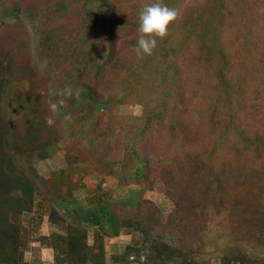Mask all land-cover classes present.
<instances>
[{
	"label": "rangeland",
	"instance_id": "rangeland-1",
	"mask_svg": "<svg viewBox=\"0 0 264 264\" xmlns=\"http://www.w3.org/2000/svg\"><path fill=\"white\" fill-rule=\"evenodd\" d=\"M57 1L25 0V5L57 14ZM63 1L72 4L68 12L48 21L49 29L69 33L67 60L56 66L46 53L35 54L32 31L0 26V68L10 96H27L30 112L38 115L27 137L31 114L1 103L7 129L22 137L4 127L0 155L33 185L32 209L17 216L24 262L38 264V251L49 248L43 258L52 257L53 264L54 255L83 264V253L87 264H97L101 251L105 264H137L126 248L153 243L151 234L160 246L199 250L192 264H221L222 255L237 251L264 259V0H162L180 14L143 59L133 51L138 13L153 0H106L121 19L109 59V13L93 0L90 7L98 16L89 27L81 15L84 0ZM211 35L227 52L225 65L218 57L205 61L203 41ZM39 60L48 62L45 68ZM81 84L92 87L98 105L81 96ZM65 86L79 97L56 95ZM38 93L44 102H38ZM60 99L66 102L53 114L49 101ZM46 117L54 119L52 126ZM69 195L70 207L101 197L99 203L118 218L117 235L108 228L67 225L55 209ZM42 235L50 236L55 249ZM125 253L132 256L122 257Z\"/></svg>",
	"mask_w": 264,
	"mask_h": 264
},
{
	"label": "trees",
	"instance_id": "trees-1",
	"mask_svg": "<svg viewBox=\"0 0 264 264\" xmlns=\"http://www.w3.org/2000/svg\"><path fill=\"white\" fill-rule=\"evenodd\" d=\"M100 2L101 8L105 9L109 14L106 17V42L108 44V51L105 55L106 59L111 58L114 50V32L116 26L120 24V18L116 15V9L114 5L110 4L106 0H97ZM25 0H0V26L6 24L11 25L13 32L17 30L24 31L29 34L32 31L30 39L37 38V45L34 47V52L36 55L40 56L44 53L49 58V63L58 65L60 62L66 61V53L70 50L65 37L69 33L63 31L62 27H59V30H52L48 28V21L52 16L57 15L61 12H68V9L72 5L69 2L59 0L53 5L56 7L55 11H51L49 7H46L44 11H40V8L35 9L31 5H25ZM93 3V0H84L82 6L84 11L82 12V17L86 21V25L92 27L95 25L96 18L98 16V11H94L90 4ZM70 44H72L73 39L70 38ZM84 41V40H83ZM206 45L205 52L207 54L206 62L211 63L212 59L215 57L221 58L222 63L225 65L227 59V52L222 50L217 39V35H211L210 41L205 42ZM135 45V44H133ZM74 49L71 45V53L73 54ZM65 53V55H62ZM29 58V57H28ZM60 59V60H59ZM59 60V63L56 61ZM40 61V66L45 68L46 64L43 60ZM42 64V65H41ZM229 64V62H228ZM49 64V70L52 67ZM100 67L97 68L96 73H99ZM178 69V68H177ZM47 70V68L45 69ZM4 78V71L0 68V135H2L4 127L8 120L4 117V111L1 107V103L4 102L5 107L10 108L12 103V110H16L20 113H26V116L31 114L30 123L27 124V130L24 134H29L27 137L32 136L33 130H35V125L37 124V116L32 115L30 112V102H28L27 96L24 99L21 96L16 98L10 96L8 89L9 83ZM82 93L81 96L87 99V102H92L94 105L99 104V99L96 96L95 91L86 84H81ZM32 87V86H31ZM29 87V89L31 88ZM80 95V94H79ZM38 102H44L43 94L38 93L36 95ZM88 106V105H86ZM10 109H8L9 111ZM91 113V111H90ZM87 112L85 113V115ZM156 116L158 114H155ZM30 118V116H29ZM6 127L5 132L13 135L14 138L22 137L20 133L16 131L14 134L10 133V129ZM1 147V140H0ZM18 146H13L16 152L21 153V150L17 148ZM12 160L9 158L6 160L3 156L0 155V264H26L23 259V249H22V231L19 221H17V216L22 212L30 211L33 205V185L32 181L26 177L25 173L21 170H18L15 165L13 166ZM136 175H140L139 169L136 170ZM32 173V174H31ZM24 175V177L22 176ZM30 176H34L33 172L30 170ZM74 185V184H73ZM77 187H73L75 189ZM70 190V188H69ZM69 198L73 199L72 195H69L62 201L60 198L59 206L55 209L57 213L66 221H69L67 225L75 224L78 227H93L97 230H103L108 228L111 234L117 235L118 225L116 223L117 217L113 216L109 210L107 204H100L99 201L101 197H98L97 202L88 201L86 205H79L70 207L68 206L67 201ZM71 199V200H72ZM66 200V201H65ZM62 201V202H61ZM66 202V203H65ZM177 211V208L174 210L172 215ZM57 217V215H56ZM48 218L57 224L55 216L51 217L49 214ZM73 222V223H72ZM141 226V225H139ZM72 227H70L71 229ZM138 228V226H137ZM141 230V228H139ZM77 232V231H75ZM147 235V234H145ZM73 236L71 230H69L65 237V245L67 246L66 258L69 259V246L72 244L70 238ZM153 243L144 245L142 247H127L126 250L132 251L134 256L137 258V264H169L173 262L175 264H192L191 260L194 261V255L201 253L199 250L197 252H191L189 250H184L180 246H177L173 243L163 244L160 246L153 234L149 235ZM146 237V236H145ZM148 237V235H147ZM146 237V238H147ZM50 236L42 235L41 239L43 243L49 247L55 249L56 244L54 242L48 243ZM145 238V240H146ZM46 239V240H45ZM65 246V247H66ZM82 249L85 247L84 244H80ZM144 252V253H141ZM141 253V254H140ZM202 254V253H201ZM232 255V257H230ZM126 256L128 258L132 256L131 254L125 253L122 257ZM142 256L144 257L141 261ZM80 259L83 264H87V258L85 254H81ZM65 258V259H66ZM105 259V258H104ZM114 261V259H112ZM264 264V259L257 260L254 257L247 255L241 251L233 252L228 255L221 256V264ZM54 264H68L63 259H59L54 255ZM95 264V261L93 262ZM97 264H105L103 260L102 251L98 254Z\"/></svg>",
	"mask_w": 264,
	"mask_h": 264
},
{
	"label": "clouds",
	"instance_id": "clouds-1",
	"mask_svg": "<svg viewBox=\"0 0 264 264\" xmlns=\"http://www.w3.org/2000/svg\"><path fill=\"white\" fill-rule=\"evenodd\" d=\"M179 11L176 8H171L164 4L162 0H153L142 6L138 13L137 40L133 46L137 58L143 59L146 56H151L157 46L158 40H163L169 32V25L177 20ZM56 95L66 99L79 97V92H74L70 86H65L59 90ZM66 99H60L57 102L49 101V108L53 114L59 112V108L63 106ZM70 116L65 115L64 120H70ZM47 125L52 126L54 119L46 117Z\"/></svg>",
	"mask_w": 264,
	"mask_h": 264
},
{
	"label": "crops",
	"instance_id": "crops-1",
	"mask_svg": "<svg viewBox=\"0 0 264 264\" xmlns=\"http://www.w3.org/2000/svg\"><path fill=\"white\" fill-rule=\"evenodd\" d=\"M50 251L51 250L49 248H41L38 251V264H53L52 257H51V260H49V261H47L46 259L43 258V256L45 254H48V256H49ZM39 254H40V256H39Z\"/></svg>",
	"mask_w": 264,
	"mask_h": 264
}]
</instances>
